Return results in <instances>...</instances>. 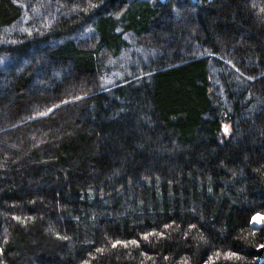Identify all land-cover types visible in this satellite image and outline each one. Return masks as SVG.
I'll list each match as a JSON object with an SVG mask.
<instances>
[{"label": "trees", "instance_id": "obj_1", "mask_svg": "<svg viewBox=\"0 0 264 264\" xmlns=\"http://www.w3.org/2000/svg\"><path fill=\"white\" fill-rule=\"evenodd\" d=\"M30 2L0 0V264H264V0Z\"/></svg>", "mask_w": 264, "mask_h": 264}, {"label": "rangeland", "instance_id": "obj_2", "mask_svg": "<svg viewBox=\"0 0 264 264\" xmlns=\"http://www.w3.org/2000/svg\"><path fill=\"white\" fill-rule=\"evenodd\" d=\"M19 3H21L24 8L28 11H32L34 12L33 15L36 17L38 16L41 11L39 10H35V7H33V5H31L30 0H17ZM29 17L27 14H25L22 18V20L20 21V26H23L27 21H28ZM92 27L91 26H86L79 34V37H84V36H88L92 33ZM124 38L128 41V42H132L133 41V37L130 33H126L124 34ZM128 54L124 55V57L121 59V63L120 65H118V67L116 66V68H114V70L110 73L111 78L114 79V77L118 76L119 73L123 70H126V64L125 61L128 60ZM7 61H9V57L6 55H0V64H5ZM118 68H120V70H117ZM109 81H112V79H109ZM252 223H256V218H253Z\"/></svg>", "mask_w": 264, "mask_h": 264}, {"label": "water", "instance_id": "obj_3", "mask_svg": "<svg viewBox=\"0 0 264 264\" xmlns=\"http://www.w3.org/2000/svg\"><path fill=\"white\" fill-rule=\"evenodd\" d=\"M160 1H163V0H160ZM192 1L195 3H200L201 0H192Z\"/></svg>", "mask_w": 264, "mask_h": 264}]
</instances>
